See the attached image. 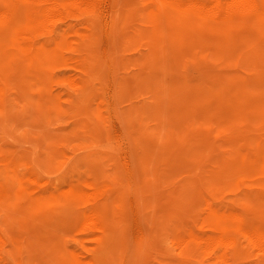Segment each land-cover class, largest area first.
Masks as SVG:
<instances>
[{"label": "rangeland", "instance_id": "rangeland-1", "mask_svg": "<svg viewBox=\"0 0 264 264\" xmlns=\"http://www.w3.org/2000/svg\"><path fill=\"white\" fill-rule=\"evenodd\" d=\"M41 1L0 0V264H264V0Z\"/></svg>", "mask_w": 264, "mask_h": 264}, {"label": "bare ground", "instance_id": "bare-ground-1", "mask_svg": "<svg viewBox=\"0 0 264 264\" xmlns=\"http://www.w3.org/2000/svg\"><path fill=\"white\" fill-rule=\"evenodd\" d=\"M68 1H69V0H68ZM143 1H144V0H143ZM215 1H216V0H215ZM232 1H234V0H232ZM240 1L242 2V0H240ZM250 1H252V2L254 3L256 0H250ZM44 2H45V0H44ZM44 2H43V3H44ZM46 2H49V0H48V1L46 0ZM46 2H45V3H46ZM50 2H51V1H50ZM99 2H100V1H99ZM152 2H153V1H152ZM179 2H180V0H179ZM195 2H196V1H195ZM195 2H194V3H195ZM245 2H246V0H245ZM248 2H249V1H248ZM248 2H247V4H248ZM262 2H263V1H262ZM39 3H42V1L40 2V0H39ZM39 3H37V4H39ZM190 3H191V2H190ZM198 3L200 4V2H198ZM213 3H214V2H213ZM228 3H229V2H228ZM228 3H225V4H228ZM233 3H234V2H233ZM253 3H251V5H252ZM260 3H261V2H260ZM73 4H74V3H73ZM82 4H83V2H82ZM117 4H118V3H117ZM210 4H211V3H210ZM223 4H224V3H223ZM234 4H235V3H234ZM238 4H239V3H238ZM243 4H244V3H243ZM53 5H54V4H53ZM84 5H85V4H84ZM192 5H193V4H192ZM196 5H197V4H196ZM200 5H202V4H200ZM214 5H215V4H214ZM229 5H230V4H229ZM236 5H237V4H236ZM251 5H250V4L248 5L249 8H250ZM255 5H257V4L255 3ZM74 6H75V5H74ZM87 6H88V5H87ZM197 6H198V5H197ZM203 6L205 7V4H203ZM215 6H216V5H215ZM231 6H233V4H232ZM231 6H229V7H231ZM239 6H240V5H239ZM239 6H237V7L239 8ZM245 6H246V5H245ZM252 6H253V5H252ZM37 7H38V6H37ZM39 7H40V6H39ZM48 7H49V6H48ZM118 7H119V6H118ZM152 7H153V6H152ZM200 7H201V6H200ZM200 7H199V10H200ZM206 7H207V6H206ZM216 7H217V6H216ZM223 7H224V6H223ZM234 7H235V6H234ZM254 7H255V6H254ZM256 7H257V6H256ZM54 8H55V7H54ZM196 8H197V7H196ZM209 8H210V6H209ZM209 8H208V10H209ZM226 8H227V7H226ZM244 8H245V7H244ZM252 8H253V7H252ZM252 8H251V10H252ZM258 8L260 9V7H258ZM51 9H52V8H51ZM56 9H57V8H56ZM201 9H203V8H201ZM215 9H216V8H215ZM231 9H232V8H231ZM253 9H254V8H253ZM262 9H263V8H262ZM205 10H206V9H205ZM212 10H213V9H212ZM218 10H219V9H218ZM229 10H230V9H229ZM232 10H233V9H232ZM239 10H240V9H239ZM241 10H242V9H241ZM246 10H247V9H246ZM255 10H257V9L255 8ZM13 11H14V10H13ZM45 11H46V10H45ZM47 11H48V10H47ZM156 11H157V9H156ZM202 11H203V10H202ZM223 11H225V10H223ZM230 11H231V10H230ZM237 11H238V10H237ZM260 11H263V10H260ZM74 12H75V11H74ZM209 12H210V11H209ZM209 12H206V11H205L206 14H208ZM225 12H226V11H225ZM225 12H223V13H225ZM227 12H228V11H227ZM247 12H248V10H247ZM50 13H51V12H50ZM115 13H116V11H115ZM162 13H163V12H162ZM215 13H216V12H215ZM232 13H233V12H232ZM254 13H255V12H254ZM260 13H261V12H260ZM2 14H3V13H2ZM45 14H47V13H45ZM203 14H204V13H203ZM206 14H204V15L207 16ZM217 14H218V13H217ZM220 14H221V13H220ZM220 14H219V15H220ZM243 14H244V13H243ZM0 15H1V14H0ZM48 15H49V13H48ZM48 15H47V16H48ZM72 15H73V14H72ZM163 15H164V14H163ZM226 15H227V14H225V18H226ZM228 15H229V14H228ZM34 16H35V15H34ZM36 16H37V15H36ZM43 16H44V15H43ZM45 16H46V15H45ZM49 16H50V15H49ZM53 16H54V15H53ZM67 16H68V15H67ZM222 16H223V15H222ZM3 17H4V16H3ZM41 17H42V16H41ZM50 17H51V16H50ZM213 17H214V16H213ZM243 17H244V16H243ZM257 17H258V16H257ZM53 18H54V17H53ZM116 18H117V17H116ZM195 18H196V17H195ZM227 18H228V16H227ZM45 19H46V18H45ZM50 19H52V18H50ZM50 19H47V21L50 20ZM57 19H58V18H57ZM233 19H234V18H233ZM71 20H72V19H71ZM193 20H194V19H193ZM219 20H220V19H219ZM219 20H217V21L219 22ZM234 20H236V19H234ZM252 20H253V19H252ZM52 21H53V20H52ZM223 21H224V20H223ZM250 21H251V20H250ZM250 21H249V22H250ZM49 22H50V21H49ZM189 22H190V21H189ZM36 23H37V22H36ZM77 23H78V22H77ZM229 23H230V22H229ZM37 25H38V24H37ZM72 25H73V24H72ZM179 25H180V24H179ZM213 25H214V24H213ZM47 26H48V24H47ZM49 26H50V25H49ZM75 26H76V25H75ZM92 26H93V25H92ZM151 26H153V25H151ZM181 26H182V25H181ZM214 26H215V25H214ZM226 26H227V25H226ZM239 26H240V25H239ZM250 26H251V25H250ZM216 27H217V26H216ZM78 28H79V27H78ZM48 29H49V28H48ZM148 29H149V28H148ZM112 30H114V29L112 28ZM164 30H165V29H164ZM195 31H196V30H195ZM169 32H170V31H169ZM210 32H211V31H210ZM110 33H111V32H110ZM112 33H114V31H113ZM82 34H83V33H82ZM158 34H159V33H158ZM158 34H157V35H158ZM191 34H192V33H191ZM78 35H80V34H78ZM137 35H138V34H137ZM163 35H165V34H163ZM169 35H170V34H169ZM194 35H195V34H194ZM153 36H154V35H153ZM158 36H159V35H158ZM158 36H157V37H158ZM261 36H262V35H261ZM80 37H81V35H80ZM146 37H148V36L146 35ZM121 38H122V37H121ZM162 38H164V37H162ZM147 39H148V38H147ZM9 43H10V42H9ZM185 45H186V44H185ZM143 47H144V46H143ZM144 49H145V48H144ZM13 51H14V50H13ZM210 52H211V51H210ZM86 53H87V52H86ZM86 53H85V54H86ZM173 54H174V53H173ZM170 55H171V54H170ZM174 55H175V54H174ZM180 55H181V54H180ZM43 56H44V55H43ZM171 56H172V55H171ZM176 57H177V56H176ZM179 57H180V56H179ZM10 58H11V57H10ZM208 58H209V57H208ZM144 59H145V58H144ZM144 59H143V60H144ZM148 60H149V59H148ZM80 61H81V60H80ZM21 62H22V61H21ZM132 62H133V61H132ZM135 62H136V61H135ZM78 63H79V62H78ZM133 64H134V63H133ZM137 66H138V64H137ZM166 67H167V66H166ZM176 68H177V67H176ZM176 68H175V69H176ZM30 69H31V68H30ZM254 70H255V69H254ZM51 71H52V70H51ZM178 71H179V70H178ZM178 71H177V72H178ZM143 72H144V71H143ZM254 72H255V71H254ZM171 73H172V72H171ZM235 73H237V71H236ZM173 74H174V73H173ZM180 77H181V76H180ZM60 81H61V80H60ZM152 82H153V81H152ZM238 85H239V84H238ZM58 87H59V86H58ZM170 87H171V86H170ZM48 88H49V87H48ZM260 90H261V89H260ZM164 94H165V93H164ZM46 97H47V96H46ZM190 97H191V96H190ZM4 98H5V97H4ZM70 98H71V97H70ZM228 102H229V101H228ZM14 103H15V102H14ZM14 103H13V104H14ZM102 103H103V102H102ZM13 104H12V105H13ZM8 105H9V104H8ZM209 112H210V111H209ZM130 114H131V113H130ZM161 116H162V115H161ZM96 122H97V121H96ZM170 125H172V124H170ZM188 126H189V125H188ZM152 130H153V129H152ZM81 135H82V134H81ZM86 135H87V134H86ZM162 135H163V134H162ZM100 138H101V137H99V139H100ZM138 140H139V139H138ZM166 140H167V139H166ZM83 141H84V140H83ZM84 143H85V142H84ZM100 143H101V142H100ZM94 144H96V143H94ZM94 144H93V145H94ZM190 145H191V144H190ZM217 149H218V148H217ZM133 150H134V149H133ZM158 152H159V151H158ZM145 153H146V152H145ZM155 154H156V153H155ZM141 155H142V153H141ZM203 155H204V154H203ZM144 157H145V156H144ZM200 157H201V156H200ZM99 158H100V157H99ZM153 158H154V157H153ZM159 158H160V157H159ZM202 158H203V157H202ZM213 160H214V159H213ZM214 162H215V161H214ZM28 165H29V164H28ZM198 167H199V166H198ZM235 169H236V168H235ZM235 169H234V170H235ZM259 169H260V168H259ZM186 172H187V171H186ZM138 173H139V172H138ZM171 174H172V173H171ZM186 174H187V173H186ZM244 174H245V173H244ZM219 177H220V176H219ZM29 178H30V177H29ZM31 179H32V178H31ZM28 180H29V179H28ZM43 180H44V179H43ZM43 180H42V181H43ZM34 181H35V180H34ZM42 181H41V182H42ZM25 183H26V182H25ZM26 184H27V183H26ZM38 185H40V183H38ZM66 186H67V185H66ZM89 186H91V185H89ZM236 186H237V185H236ZM91 187H92V186H91ZM210 187H211V186H210ZM32 188H33V187H32ZM69 188H70V187H69ZM233 188H234V187H233ZM235 188H236V187H235ZM49 189H50V187H49ZM72 189H73V188H72ZM34 190H35V189H34ZM52 190H53V189H52ZM263 190H264V189H263ZM21 191H22V190H21ZM69 191H71V189H70ZM69 191H68V192H69ZM64 192H66V191H64ZM83 194H84V193H83ZM85 194H86V193H85ZM90 194H91V193H90ZM4 195H5V194H4ZM93 196H94V195H93ZM108 196H109V195H108ZM234 196H235V195H234ZM68 197H70V196H68ZM87 197H88V196H87ZM236 197H237V196H236ZM234 198H235V197H234ZM237 198H238V197H237ZM237 198H236V199H237ZM246 198H247V197H246ZM86 199H87V198H86ZM101 199H102V198H101ZM110 199H111V198H110ZM242 199H243V198H241V200H242ZM41 200H42V199H41ZM216 200H218V199H216ZM237 200H238V199H237ZM1 201H2V200H1ZM39 201H40V200H39ZM211 201H212V200H211ZM239 201H240V200H239ZM89 202H90V201H89ZM209 203H210V202H209ZM0 204H1V203H0ZM239 204H240V203H239ZM207 205H208V204H207ZM105 206H106V205H105ZM238 206H240V205H238ZM84 207H85V206H84ZM99 207H100V206H99ZM206 207H207V206H206ZM208 209H209V208H208ZM225 210H226V209H225ZM113 213H114V212H113ZM213 216H214V215H213ZM222 216H223V215H222ZM225 216H226V215H225ZM35 217H36V216H35ZM83 217H84V216H83ZM231 217H232V216H231ZM236 217H237V216H236ZM87 218H88V216H87ZM93 219H94V216H93ZM248 220H249V219H248ZM89 222H90V221H89ZM91 222H92V221H91ZM95 222H97V225L100 226V222H101V218H100V216L97 215V217H96V219H95ZM87 223H88V222H87ZM88 224H89V223H88ZM165 224H167V223H165ZM229 225H231V226H228V227L226 228V230H228V229H229V230H232V229L238 228V225H236V226L233 225V224H229ZM68 226H69V225H68ZM220 226H221V225H220ZM66 227H67V226H66ZM97 227H98V226H97ZM97 227H96V228H97ZM122 227H123V226H122ZM240 227H242V226H240ZM244 227H248V229H251V228H252V230H253V228H256V227H253V226H245V225H244ZM244 227H243V228H244ZM170 229H171V228H170ZM173 229H174V228H173ZM239 229H240V228H239ZM256 229H257V228H256ZM256 229H255V230H256ZM259 229H260V228H259ZM99 230H100V229H98V231H99ZM209 230H210V229H209ZM237 230H238V229H237ZM252 230H249V231H251V233H252ZM261 230H262V229H260V231H261ZM94 231H95V230H94ZM164 231H165V230H164ZM215 231H216V230H215ZM218 231H219L220 235H222L223 233L226 232V231H225V228H221V227H220V229L217 230V232H218ZM220 231H221V232H220ZM234 231H235V230H234ZM238 231H239V230H238ZM243 231H245V230L243 229ZM249 231H248V232H249ZM256 232H258V231H256ZM167 233H168V232H167ZM170 233H171V232H170ZM226 233H229V234H230V231H227ZM234 233H235V232H234ZM253 233H254V231H253ZM258 233H259V232H258ZM231 234H232V232H231ZM244 234H245V233H244ZM246 234H247V233H246ZM246 234H245V235H246ZM248 234H249V233H248ZM248 234H247V235H248ZM2 235H3V234H2ZM107 235H108V234H107ZM253 235H254V234H253ZM255 235H256V234H255ZM7 236H8V235H7ZM97 236H98V235H97ZM260 236H262V234H261ZM13 237H14V236H13ZM177 237H178V236H177ZM193 237H194V236H193ZM224 237L226 238V236H224ZM253 237H254V236H253ZM255 237H256V236H255ZM89 238H91V237H89ZM188 238H189V237H188ZM196 238H197V237H196ZM198 238H199V237H198ZM210 238L212 239L213 237H210ZM244 238H245V237H244ZM244 238H243V239H244ZM250 238H251V237H250ZM262 238H263V237H262ZM14 239H15V237H14ZM161 239H162V238H161ZM163 239H164V238H163ZM208 239H209V238H208ZM208 239H206V241H209ZM211 239H210V240H211ZM218 239H219V238H215L214 241H215V242H216V241L220 242ZM222 239H223V238H222ZM84 240H85V239H84ZM89 240H90V239H89ZM196 240H197V239H195V241H196ZM202 240H204V237L200 238V241H201V242H203ZM224 240H225V239H224ZM228 240H230V239H228ZM239 240H240V239H239ZM241 240H242V239H241ZM241 240H240V241H241ZM14 241H15V240H14ZM206 241H205V242H206ZM212 241H213V240H212ZM212 241H211V242L209 241V242L212 243ZM225 241H226V240H225ZM245 241H246V240H245ZM249 241H250V240H249ZM253 241H255L254 238H253ZM5 242H6V241H5ZM167 242H168V241H167ZM201 242H200V243H201ZM205 242H204V243H205ZM228 242H230V241H228ZM261 242H262V241H261ZM91 243H92V241H91ZM181 243H182V242H181ZM210 243H209V244H210ZM222 243H223V242H222ZM251 243H252V242H251ZM251 243H250V244H251ZM3 244H5V243H3ZM177 244H179V243H177ZM207 244H208V243L206 242V246H212L214 243H213L212 245H207ZM224 244H225V242H224ZM231 244H232V242H231ZM254 244H255V243H254ZM140 245H141V244H140ZM222 245H223V244H222ZM228 245H229V244H228ZM244 245H245V244H244ZM259 245H261V244H259ZM262 245H263V244H262ZM21 246H22V245H21ZM179 246H180V245H179ZM246 246H247V245H246ZM90 247H91V246H90ZM261 247H262V246H261ZM261 247H260V248H261ZM183 248H184V247H183ZM256 248L258 249L257 246H256ZM224 249H225V248H224ZM262 249H263V248H262ZM79 250H80V249H79ZM153 250H154V249H153ZM215 250H216V248H215ZM179 251H180V250H179ZM187 251H188V250H187ZM218 251H219V250H218ZM262 251H263V250H262ZM257 252H258V251H257ZM76 254H77V253H76ZM258 254H259V253H258ZM110 255H111V254H110ZM213 256H214V255H213ZM253 256H254V255H253ZM255 256H256V255H255ZM201 257H202V256H201ZM249 257H250V256H249ZM241 259H242V258H241ZM205 260H206V259H205ZM208 261H209V260H208ZM225 261H226V260H225ZM226 262H227V261H226ZM241 262H242V261H241ZM263 262H264V261H263ZM89 263H90V262H89ZM211 263H212V262H211ZM82 264H83V262H82ZM85 264H86V263H85ZM91 264H94V263L91 262ZM199 264H200V263H199Z\"/></svg>", "mask_w": 264, "mask_h": 264}]
</instances>
